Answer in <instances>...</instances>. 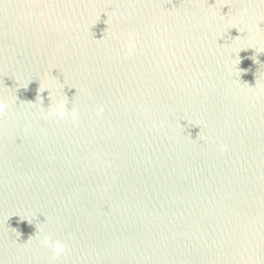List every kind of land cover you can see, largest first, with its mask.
Returning <instances> with one entry per match:
<instances>
[{
	"label": "water",
	"instance_id": "water-1",
	"mask_svg": "<svg viewBox=\"0 0 264 264\" xmlns=\"http://www.w3.org/2000/svg\"><path fill=\"white\" fill-rule=\"evenodd\" d=\"M0 100V264H264L262 0H0Z\"/></svg>",
	"mask_w": 264,
	"mask_h": 264
},
{
	"label": "clouds",
	"instance_id": "clouds-1",
	"mask_svg": "<svg viewBox=\"0 0 264 264\" xmlns=\"http://www.w3.org/2000/svg\"><path fill=\"white\" fill-rule=\"evenodd\" d=\"M262 2H264V0H262ZM247 15H248V9L245 7V8L242 9L240 16L243 19V17L247 16ZM107 16H108V14H107ZM226 17H228V15L227 16L222 15V20L224 18H226ZM108 19H109V17H108ZM108 19H107V21H108ZM107 21H106V23H107ZM259 26L260 25H257V29H259ZM230 29H237L241 33L240 29L235 27V26L231 27ZM222 37L223 36H221V38ZM239 38L240 37H237L236 39H239ZM137 41H138V37H137V35L135 33H129L128 36L124 38L123 52H124L126 57H131V56L134 55L135 50L137 48ZM242 50H244V49H242ZM237 59L239 60V63H240L241 61H240V58H239V53L237 54ZM256 62L259 63L258 60ZM238 72L241 75L242 70L238 69ZM257 87H258V85H257V82H256V86L254 88H252V89H255ZM45 90H47V89H45ZM45 90H40L39 89V91L41 93H43ZM64 97L65 98L58 99L55 102V104H53V102H52L51 107H49L46 110L42 106L43 105V100L39 96L40 103H41L40 112L42 114H44V118L45 119L51 118V119H61V120H63V119H65V118L70 116L74 123L78 121L79 116H78L77 110L72 107V109L69 111V109L67 107V105H68L67 97L65 95H64ZM50 99H51V92H50ZM29 103H31V102H29ZM31 104H35V103H31ZM8 108H9L8 103L0 100V117H3L4 115L7 114ZM103 111H104V109L102 107L99 108L97 110V115L99 116L100 113H102ZM204 139H205V137H202L201 136V132H200L199 140H204ZM226 150H227V146L226 145L222 146L221 151L223 152V151H226ZM22 220H25V219H22ZM26 220H28L29 223L32 222L31 219H26ZM12 230L16 234L17 238H19L20 233L17 232L15 229H12ZM42 231H43L42 229H39L38 233L34 237L35 240H38L42 247L47 248V249H49L52 252V259L54 261L58 260L62 256H64L66 251H67L66 244L64 242H62L61 240H58V239L54 240L50 235H46V234L45 235H41ZM34 238H29L28 242L26 244H23V245H28Z\"/></svg>",
	"mask_w": 264,
	"mask_h": 264
}]
</instances>
